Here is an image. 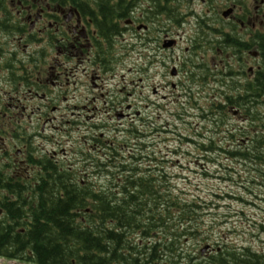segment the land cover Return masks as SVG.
<instances>
[{"label":"flooded vegetation","instance_id":"obj_1","mask_svg":"<svg viewBox=\"0 0 264 264\" xmlns=\"http://www.w3.org/2000/svg\"><path fill=\"white\" fill-rule=\"evenodd\" d=\"M3 1L14 29L0 30V77L9 84L0 89V154L25 178L39 173L33 161L42 156L82 183L137 178L140 159L154 176L159 143L140 135L171 98L245 103L250 87L264 84V0ZM227 110L264 133V104ZM64 116L59 140L53 121Z\"/></svg>","mask_w":264,"mask_h":264},{"label":"trees","instance_id":"obj_2","mask_svg":"<svg viewBox=\"0 0 264 264\" xmlns=\"http://www.w3.org/2000/svg\"><path fill=\"white\" fill-rule=\"evenodd\" d=\"M10 7L0 0V30L14 29ZM250 92L245 103L210 100L202 116L215 122L202 135L231 143L227 154L232 157L259 162L264 181V133L227 123L232 104H264L258 99L264 84H253ZM250 115L253 119L252 110ZM34 162L42 171L36 181L12 178L0 168V258L31 264H264L251 247L230 244L221 232L214 238L213 229H204L206 210L176 194L163 168L155 166L154 176L144 168L137 178L111 181L121 187L119 196L114 188L80 185L66 166L47 156Z\"/></svg>","mask_w":264,"mask_h":264},{"label":"rangeland","instance_id":"obj_3","mask_svg":"<svg viewBox=\"0 0 264 264\" xmlns=\"http://www.w3.org/2000/svg\"><path fill=\"white\" fill-rule=\"evenodd\" d=\"M7 86L9 87V84L6 83L5 76L2 75L0 89L6 90ZM177 106L175 103L170 105L172 112L178 111ZM186 107L187 113H191L192 117L176 121L170 119L174 123L170 124L163 134L161 131H155L152 140L171 144L173 147L171 149L177 148L178 154L158 157L167 159L164 167L172 174L171 185L173 188L171 189L184 200H196L202 209L206 210L202 217L203 226L204 229H213L214 238L216 232L224 233L225 240L230 244L237 246L251 244L254 247L251 248L252 251H257L264 256V190H250L251 197L247 195V188L252 189L254 183L251 182L249 186H246L248 184L247 177L244 173V166H242L244 163L252 166L260 165V163L243 159H236V162L226 152H218L221 154L217 160L210 163H203L197 158L189 156V153L195 155L196 150L185 142H189L188 139L195 136L194 130H199L203 122L199 117L200 110H190L188 105ZM69 119L64 116L58 122L56 119L53 121L54 131L57 132L59 140L62 136H67L63 129L66 127L64 122ZM163 119L161 117L160 120ZM227 123L232 127L239 124L236 119H228ZM155 152L159 153L157 150ZM63 158L65 159V157ZM240 163H242L241 166ZM257 167L259 168V166ZM244 186L245 188H243ZM257 236L260 237V241L255 239ZM0 264L31 263L0 258Z\"/></svg>","mask_w":264,"mask_h":264},{"label":"bare ground","instance_id":"obj_4","mask_svg":"<svg viewBox=\"0 0 264 264\" xmlns=\"http://www.w3.org/2000/svg\"><path fill=\"white\" fill-rule=\"evenodd\" d=\"M229 156H230V158L233 159V160L240 159V158L232 157L231 155H229ZM243 160H246V159H243ZM251 252H252V253H255L256 255H259L260 257L263 256L262 254H260V253L257 252V251H252V250H251ZM263 257H264V256H263ZM261 258H262V257H261ZM262 262L264 263V261H262Z\"/></svg>","mask_w":264,"mask_h":264}]
</instances>
